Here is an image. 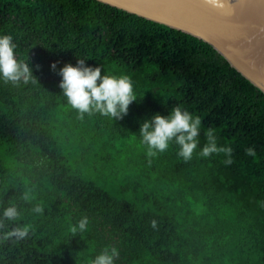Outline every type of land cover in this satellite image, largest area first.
<instances>
[{"label":"trees","instance_id":"1","mask_svg":"<svg viewBox=\"0 0 264 264\" xmlns=\"http://www.w3.org/2000/svg\"><path fill=\"white\" fill-rule=\"evenodd\" d=\"M0 33L37 80L0 82V204L34 229L0 242V264H89L105 246L116 264H264V92L216 49L98 0H0ZM78 57L131 77L142 97L122 119L68 105L50 64ZM177 104L201 118V146L211 128L232 147L231 164L199 148L184 161L175 144L147 155L139 122ZM84 215L88 231L68 237Z\"/></svg>","mask_w":264,"mask_h":264},{"label":"clouds","instance_id":"2","mask_svg":"<svg viewBox=\"0 0 264 264\" xmlns=\"http://www.w3.org/2000/svg\"><path fill=\"white\" fill-rule=\"evenodd\" d=\"M210 3L216 4L217 0H210ZM32 68L27 54L22 57L17 52V43L13 36L0 33V82L14 86L36 83ZM50 68L58 73L60 92L81 119L85 114L91 116L99 113L112 121L120 120L127 115L129 105L142 97L137 96L129 75L105 73L102 65L87 64L86 58L78 57L75 64L66 62L59 69L56 62L52 61ZM201 123L198 115L177 104L166 115L154 112L140 121L138 132L141 143L147 146L148 156H155L175 144L177 155L184 161L191 160L193 153L199 148L197 155L200 157L223 153V162L231 164L232 147L219 145L213 129L209 128L204 133L206 142L200 145ZM245 152L249 156H256V151L251 146ZM22 198L24 201L32 199L27 192ZM30 211L41 214L44 209L40 204H35ZM22 214L16 202L10 201L6 206L0 204V242L21 241L34 231L30 223L20 222ZM88 226L89 217L81 216L69 226L68 237L76 234L82 237L88 231ZM151 226L156 227L155 220L151 221ZM118 256L117 247L105 246L91 258L89 264H116Z\"/></svg>","mask_w":264,"mask_h":264},{"label":"water","instance_id":"3","mask_svg":"<svg viewBox=\"0 0 264 264\" xmlns=\"http://www.w3.org/2000/svg\"><path fill=\"white\" fill-rule=\"evenodd\" d=\"M200 38L264 92V0H98Z\"/></svg>","mask_w":264,"mask_h":264}]
</instances>
